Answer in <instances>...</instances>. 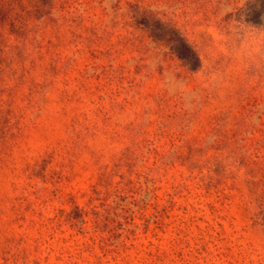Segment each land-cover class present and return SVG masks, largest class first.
<instances>
[{
    "label": "rangeland",
    "instance_id": "rangeland-1",
    "mask_svg": "<svg viewBox=\"0 0 264 264\" xmlns=\"http://www.w3.org/2000/svg\"><path fill=\"white\" fill-rule=\"evenodd\" d=\"M0 264H264V0H0Z\"/></svg>",
    "mask_w": 264,
    "mask_h": 264
}]
</instances>
